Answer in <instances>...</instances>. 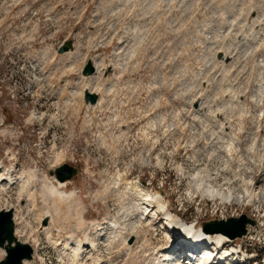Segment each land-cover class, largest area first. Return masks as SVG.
<instances>
[{
  "label": "rangeland",
  "instance_id": "rangeland-1",
  "mask_svg": "<svg viewBox=\"0 0 264 264\" xmlns=\"http://www.w3.org/2000/svg\"><path fill=\"white\" fill-rule=\"evenodd\" d=\"M248 1L0 0V177L13 183L0 186V210H13L16 238L33 248L27 262L74 264L62 247L78 237L93 244L100 264H155L178 239L159 227L161 209L143 217L127 193L140 186L180 224L254 221L220 253L240 249L247 264H264V205L211 202L193 181L207 174L237 188L234 173L264 166V58L237 38ZM251 4L264 11L261 1ZM65 41L73 52L57 55ZM218 48L232 67L215 66ZM90 59L97 73L81 78ZM85 88L98 93L96 106L84 105ZM231 97L240 103L230 105ZM215 109L224 131L209 115ZM63 164L78 169L59 189L64 200L48 191L57 187L50 172ZM128 249L138 252L132 263ZM85 254L75 264L95 263Z\"/></svg>",
  "mask_w": 264,
  "mask_h": 264
},
{
  "label": "bare ground",
  "instance_id": "bare-ground-1",
  "mask_svg": "<svg viewBox=\"0 0 264 264\" xmlns=\"http://www.w3.org/2000/svg\"><path fill=\"white\" fill-rule=\"evenodd\" d=\"M155 3H160L161 0H154ZM246 2H249L248 0H245ZM255 1V0H253ZM252 1V2H253ZM258 1V0H257ZM264 3V0L262 2V0H259V3ZM250 2L249 5L251 6H247L244 11H245V14L243 16V18H241V21H239L242 26L244 27V32H241L238 36L241 38L242 41H245L248 45V49H253V51L255 50V52L257 51L258 52V55H260V57L264 58V11L261 12V10L259 11H256V7L253 6ZM156 3V4H157ZM219 4V3H218ZM258 4V2H257ZM262 5H260V8H261ZM258 7V5H257ZM258 9V8H257ZM264 9V8H263ZM224 11V10H223ZM239 12V10H238ZM242 12V11H240ZM236 17V16H235ZM238 17V16H237ZM236 17V18H237ZM232 19V18H231ZM235 19V18H234ZM233 19V20H234ZM236 20V19H235ZM239 22H238V25H239ZM237 24V22L235 23ZM230 25V23H229ZM200 27V26H199ZM230 27V26H229ZM228 27V28H229ZM235 27V26H234ZM232 28L231 31L234 29L235 31V28ZM238 27V26H237ZM230 29V28H229ZM242 29V27H241ZM233 32V31H232ZM227 33H228V30H227ZM234 33V32H233ZM229 34V33H228ZM229 36V35H228ZM205 37V36H204ZM235 37V35H234ZM231 40V39H230ZM236 40V39H234ZM238 41V40H237ZM236 42V41H235ZM241 42V41H240ZM231 44H229V48L233 49L234 47L230 46ZM234 45V44H233ZM239 45V44H237ZM221 46V45H220ZM243 46V45H242ZM224 47V45H223ZM239 47V46H237ZM244 47V46H243ZM226 48V46H225ZM220 48L217 49V51L219 50ZM223 49V48H222ZM222 49H220L221 51H218L217 52V55H219L218 57V63L216 61V64L218 65H215V62H214V65L217 66V68H219L218 66H222V68H227L226 66H230V64L232 63V55L228 54V53H222L224 51H222ZM228 49V47H227ZM239 49V48H238ZM247 49V51H248ZM226 50V49H225ZM228 51V50H226ZM232 51V50H231ZM229 50V52H231ZM252 51V52H253ZM236 52V51H235ZM250 52V51H248ZM68 53H71V52H68ZM216 54V53H215ZM215 54H213L215 56ZM232 54V53H231ZM240 54V53H239ZM241 56V55H240ZM252 56V55H251ZM254 58V56H253ZM258 58V57H257ZM215 59V57H214ZM246 59V58H245ZM216 60V59H215ZM243 60V59H242ZM260 60V58L258 59ZM262 60V59H261ZM92 64H93V67L96 69L95 65H94V62H92V60L90 59L89 60ZM96 61V60H95ZM261 62V61H260ZM102 63V62H101ZM237 63V62H235ZM234 65V64H233ZM238 65V63H237ZM236 65V66H237ZM214 66V67H215ZM235 66V65H234ZM235 66V67H236ZM257 66V65H256ZM261 66V65H260ZM232 67V66H230ZM241 67V66H240ZM255 67V66H253ZM262 67V66H261ZM215 68V69H217ZM244 68V67H243ZM220 69V68H219ZM229 69V68H228ZM245 69V68H244ZM257 69V68H256ZM264 69V67H263ZM236 70V69H234ZM232 69V72L234 71ZM215 71V70H214ZM223 71V70H222ZM221 71V72H222ZM231 71V70H230ZM219 72V71H218ZM220 72V73H221ZM227 72V71H226ZM237 72V71H236ZM229 73V72H228ZM240 73V72H239ZM245 73V72H244ZM256 73V72H255ZM261 73V72H260ZM263 73L264 71L261 73V75L258 77V80H259V88L260 90H262V92H264V77H263ZM251 75V73H250ZM221 76V75H220ZM82 77V76H81ZM256 77V76H255ZM213 79V78H212ZM257 80V79H256ZM214 81V80H213ZM241 83V82H240ZM239 83V84H240ZM247 83V82H246ZM236 84V83H235ZM218 86V85H217ZM255 86H257L255 84ZM240 87V86H239ZM258 87V86H257ZM258 88V89H259ZM88 89L90 92H92V90H90L89 88H86ZM213 89V88H212ZM253 89V87H252ZM249 90V88H248ZM215 91V90H214ZM218 91V90H217ZM216 91V92H217ZM235 91V90H234ZM250 91V90H249ZM213 92V91H212ZM241 92V91H240ZM95 93V92H94ZM228 93V92H227ZM245 93V92H244ZM257 93H260V92H257ZM237 94V92L235 93ZM213 95V94H212ZM218 95V94H217ZM232 95V93H231ZM234 95V94H233ZM238 95V94H237ZM261 95V94H260ZM226 96V95H225ZM259 96V95H258ZM262 97V96H261ZM260 98V97H259ZM260 100V99H259ZM197 101V100H196ZM263 101V98L262 100ZM228 102L231 104H239L240 102L238 101V98L237 97H231L230 99H228ZM261 103V102H260ZM98 104V102H97ZM96 104V105H97ZM227 104V103H225ZM94 105V106H96ZM88 106V105H87ZM228 106V105H227ZM256 106V105H255ZM231 107V106H229ZM232 108V107H231ZM262 109V108H261ZM263 110V109H262ZM197 111V110H196ZM255 111V110H254ZM253 111V112H254ZM219 112L220 110L218 109H215L214 111H211L210 112V116L212 118V121L214 122H217L218 123V126L217 127H220L222 131H224L227 127H224L222 122L220 123V119H218V116H219ZM264 112V111H263ZM209 113V112H208ZM207 114V113H206ZM199 115V114H198ZM208 115V114H207ZM206 115V116H207ZM199 116H202V115H199ZM209 116V118H210ZM261 116V114L259 115ZM208 117V116H207ZM205 117V118H207ZM258 117V116H257ZM264 117V115H263ZM260 119V117H259ZM257 121V120H256ZM227 123V122H226ZM213 127V126H212ZM218 130V129H217ZM230 136V135H229ZM232 136V135H231ZM230 136V137H231ZM233 138V137H232ZM236 139V138H235ZM237 140V139H236ZM232 141V140H231ZM233 143V142H231ZM253 145V144H252ZM252 147V146H250ZM255 147V146H254ZM258 148V147H257ZM252 151V150H251ZM254 154V153H253ZM258 156V155H257ZM264 155H262L263 157ZM261 157V158H262ZM248 161V157L246 159ZM252 160H253V156H252ZM251 160V161H252ZM257 160V159H256ZM260 160V159H259ZM264 160V159H263ZM250 161V162H251ZM261 161V160H260ZM245 163V162H244ZM243 163V164H244ZM255 163V162H254ZM245 165H247L245 163ZM251 165V163H250ZM255 165V164H253ZM252 165V167H253ZM262 165V164H261ZM259 166V165H258ZM256 167V166H255ZM260 168L259 169H256V172L252 173V175H248V176H245L242 174L237 176L236 173L235 174V180L237 181V188L233 185H230L232 182L229 181V179L227 178H224V181L225 183L220 185L217 184L216 182H213L212 178L210 176H206L203 175L201 176V174H196L195 178H193L195 181L194 183V186L196 187L197 191L201 194V195H206L207 197H209V199L211 200V202H219L220 201V205H223V206H233V205H241V206H245V207H250L252 205H254V203L256 204H259V205H264V185L260 184V182H264V178L263 179H258L256 181V179L254 178V174L256 173H259L260 172H264V166H259ZM240 168V166L238 167ZM248 168L251 169V167L248 166ZM243 169V167H242ZM245 169V168H244ZM255 169V168H253ZM181 171V170H180ZM240 171V169H239ZM238 171V172H239ZM243 172V170H242ZM251 172V171H250ZM238 174V173H237ZM240 174V173H239ZM245 174V173H244ZM258 174V175H259ZM247 175V174H246ZM237 176V178H236ZM264 176V174H263ZM123 177V176H122ZM261 177V176H260ZM125 178V176H124ZM123 178V179H124ZM197 178V179H196ZM122 178L120 177L119 180H121ZM5 180L1 179L0 177V186L2 185V183L4 182ZM20 181H24V180H20ZM123 182V180H122ZM121 182V183H122ZM57 183V182H56ZM120 183V181H119ZM120 183V184H121ZM130 183V182H129ZM236 183V182H235ZM12 183V180L11 178H7V181H5V184L4 185H8L10 186ZM33 184V183H32ZM126 184V183H125ZM139 184V183H138ZM25 185V184H24ZM27 186H29V184H26ZM127 186L129 184H126ZM23 186V184H22ZM64 187V183H57V187L56 186H50L48 187V191L49 193H51L53 195V197H56L58 199H63L65 194L63 193V191H59L60 188ZM130 187V186H129ZM128 187V188H129ZM139 187V188H138ZM23 188H25V191H26V187L23 186ZM125 189V188H123ZM31 190V189H29ZM28 190V191H29ZM146 190V189H145ZM23 191V190H22ZM131 191V192H129ZM129 191L127 193H131L133 194L135 197H137V200L138 202L140 203V207H142L143 209V217L147 218L149 221L150 220H153L155 219V216H156V213L158 210H162L164 212V215H163V223L161 225H159L160 228L164 227L163 229L165 230L166 228L167 229H171L173 232V229H175L176 231L174 232L175 234H179L183 239H187L189 238L190 239V243L188 244V247H189V250L187 252V254H184L182 256L180 255H176L175 254V250L173 248H176L173 244L170 245L169 248H165V249H161L159 251V256H158V259L157 261L155 262V264H227L228 261H230V259L232 258V256H237L236 253L237 252H224V253H220L221 251L225 250L227 246H229L230 244H232L233 240H230L228 239L225 235H223L221 232H217V233H213V234H210V233H207L205 232L204 230V225L203 227L202 226H195L194 224H191V225H186V223L184 224H180L182 221H177L173 216H172V213L166 208V206L162 203V199L159 195H150L149 192L145 193L143 192V190H141L140 186H135L134 187H130L129 188ZM124 192L126 193V191L124 190ZM156 194V193H155ZM32 195V194H31ZM34 199V198H33ZM136 199V198H135ZM134 199V200H135ZM64 200V199H63ZM218 200V201H217ZM164 202V201H163ZM139 207V206H138ZM158 214V213H157ZM142 215V214H141ZM49 216V215H48ZM46 216V217H48ZM159 216V214H158ZM237 219V224L240 222V220L238 218ZM53 219H51L50 221H52ZM140 220V219H139ZM145 220V219H144ZM156 221V220H155ZM215 221V220H214ZM219 221V220H217ZM51 223V222H50ZM149 224V223H148ZM179 224V226H178ZM114 225V224H113ZM78 226V225H77ZM178 226V227H177ZM14 227H15V223H14ZM141 227V226H139ZM81 230V229H80ZM84 230V229H83ZM141 229L139 228V231ZM138 231V230H137ZM137 231L135 232L137 234ZM167 231V230H166ZM194 233V234H193ZM130 234V233H129ZM132 234H133V231H132ZM166 234V233H165ZM14 235H15V232H14ZM131 235V234H130ZM122 236V235H121ZM123 237V236H122ZM126 237V236H125ZM172 237V236H171ZM174 237V235H173ZM16 238V236H15ZM78 238V237H77ZM76 237H70L69 238V243L67 242V244L65 246L62 247V249L65 251L63 253H65L66 257H68L72 263H79V261H81L82 259H84L87 255L85 254V251H88V253H93V257L95 258V263H93V261L89 262V264H100V260H99V256L96 255L95 251H94V246L93 244L90 242V241H87L85 240V243H82L80 240H78ZM86 238V237H85ZM124 238V237H123ZM126 238H124L123 240L125 241ZM172 239V238H171ZM178 239V237H177ZM18 240V239H17ZM145 240V239H144ZM147 240V238H146ZM235 240V239H234ZM19 241V240H18ZM149 240H147L146 242H148ZM203 241H206L205 243H202ZM20 242V241H19ZM145 242V241H144ZM170 242V241H169ZM22 243V242H21ZM166 243H168V241H166ZM172 243V242H171ZM23 244V243H22ZM68 245V246H67ZM124 245H126V243H124ZM123 245V246H124ZM143 245H145V243H143ZM148 245V244H146ZM150 245V244H149ZM152 245H150L151 247ZM211 246V247H210ZM130 247V246H129ZM136 247V246H135ZM142 247V246H141ZM148 247V246H147ZM165 247V246H164ZM163 247V248H164ZM57 248V247H56ZM128 248V247H127ZM133 248V246L131 247ZM140 248V247H139ZM157 248V247H156ZM0 249H3V248H0ZM135 249V248H134ZM133 249V251H134ZM137 249V247H136ZM142 251H144L142 248H140ZM139 249V250H140ZM130 250V249H128ZM140 250V251H141ZM157 250V249H156ZM132 251V249L130 250ZM128 252L131 254L132 256V259H131V263H132V260H133V255L135 256L136 254H133V251L132 253L131 252ZM136 251V250H135ZM134 251V252H135ZM146 251V250H145ZM154 251V250H153ZM4 252L5 250H0V258L2 256H4ZM126 252V251H125ZM150 252V251H149ZM135 253H138V252H135ZM139 253H142V252H139ZM146 253V252H145ZM153 253V252H152ZM127 254V253H126ZM126 254H125V257H126ZM156 254V252H155ZM86 255V256H85ZM138 255H142V254H138ZM156 256V255H155ZM99 257V258H98ZM129 257V256H127ZM139 257V256H136V258ZM93 258V259H94ZM33 259V258H32ZM31 259V260H32ZM129 259V258H127ZM85 260H89L88 258L85 259ZM91 260V259H90ZM126 260V259H125ZM239 260V259H238ZM28 260H23L22 264H32L30 262H27ZM136 261V260H135ZM193 261V262H192ZM127 262V261H126ZM128 262H130L128 260ZM128 262L126 264H128ZM134 262V261H133ZM236 258H235V261H233L232 264H236ZM82 264V262H81ZM84 264V263H83ZM231 264V263H230Z\"/></svg>",
  "mask_w": 264,
  "mask_h": 264
},
{
  "label": "water",
  "instance_id": "water-1",
  "mask_svg": "<svg viewBox=\"0 0 264 264\" xmlns=\"http://www.w3.org/2000/svg\"><path fill=\"white\" fill-rule=\"evenodd\" d=\"M74 46L72 41H65L58 48L56 53L63 55L72 52ZM96 69L90 61L83 66L81 70L82 77H90L94 75ZM83 101L85 105L94 106L97 104V93L90 92L88 89L83 91ZM78 173V169L68 164H63L50 172V176L58 183H64L72 179ZM241 219V220H240ZM240 222L237 224L236 218H229L227 220H215L204 223L205 232L213 234L221 232L230 240L242 238L246 235V224L254 225V221L246 219L241 216ZM46 223V221H45ZM0 248L5 250V257L0 264H22L23 260L30 261L33 257V250L29 244L21 243L14 235V220L12 209L0 210Z\"/></svg>",
  "mask_w": 264,
  "mask_h": 264
}]
</instances>
